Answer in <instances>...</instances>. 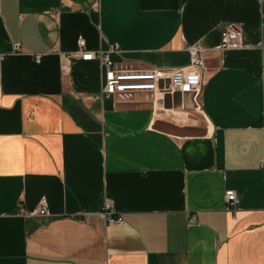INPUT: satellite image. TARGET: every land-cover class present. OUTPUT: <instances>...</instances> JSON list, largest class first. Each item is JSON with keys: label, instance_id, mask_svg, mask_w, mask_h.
Here are the masks:
<instances>
[{"label": "crops", "instance_id": "1", "mask_svg": "<svg viewBox=\"0 0 264 264\" xmlns=\"http://www.w3.org/2000/svg\"><path fill=\"white\" fill-rule=\"evenodd\" d=\"M232 25L247 47L218 50ZM79 38L138 69L199 46V109L100 100L101 63L64 69ZM263 69L264 0H0V264H264Z\"/></svg>", "mask_w": 264, "mask_h": 264}, {"label": "built area", "instance_id": "2", "mask_svg": "<svg viewBox=\"0 0 264 264\" xmlns=\"http://www.w3.org/2000/svg\"><path fill=\"white\" fill-rule=\"evenodd\" d=\"M247 47L242 42L240 30L236 26H228L220 34V43L218 50L230 51L239 50ZM14 52H20L19 46H13ZM190 62L187 66L174 69H138L132 65L112 62L109 55L118 54L119 49L116 45L111 46L108 51L92 52L86 49L82 38L77 41L76 51L65 56L64 69L67 67L69 58L77 57L81 61L91 62L98 61L104 68L103 87L99 99H111L118 104L134 103H158L167 96L176 94H192L196 108L199 109L200 96L202 94V78L206 71L204 50L197 45L187 47ZM40 57L36 58V62ZM264 79V69L262 73ZM166 82V84H164ZM226 210L235 211L238 205V197L233 190H226L224 193ZM21 213L29 215L47 216L48 204L41 200L34 213L26 214L23 210ZM98 215L104 220L106 225L112 226L122 222L120 215H116L113 209V202L105 200L101 205ZM195 218H190V223Z\"/></svg>", "mask_w": 264, "mask_h": 264}, {"label": "rangeland", "instance_id": "3", "mask_svg": "<svg viewBox=\"0 0 264 264\" xmlns=\"http://www.w3.org/2000/svg\"><path fill=\"white\" fill-rule=\"evenodd\" d=\"M149 104H152V103H149ZM153 105V104H152ZM101 208V207H100ZM100 210V209H99ZM99 212V211H98ZM115 213V212H114ZM116 214V213H115ZM117 215V214H116Z\"/></svg>", "mask_w": 264, "mask_h": 264}]
</instances>
